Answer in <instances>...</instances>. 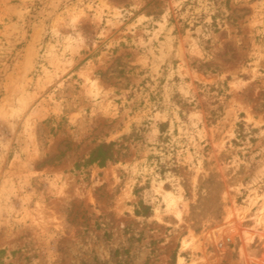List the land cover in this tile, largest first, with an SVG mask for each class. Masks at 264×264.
I'll return each instance as SVG.
<instances>
[{"label":"rangeland","instance_id":"rangeland-1","mask_svg":"<svg viewBox=\"0 0 264 264\" xmlns=\"http://www.w3.org/2000/svg\"><path fill=\"white\" fill-rule=\"evenodd\" d=\"M172 256L264 264V0H0V264Z\"/></svg>","mask_w":264,"mask_h":264},{"label":"trees","instance_id":"trees-1","mask_svg":"<svg viewBox=\"0 0 264 264\" xmlns=\"http://www.w3.org/2000/svg\"><path fill=\"white\" fill-rule=\"evenodd\" d=\"M113 142H101L92 149L86 163H97L102 166L107 160L114 159L112 151ZM150 209L148 205L141 203L140 209H136V213L148 216ZM170 264H174V256H172Z\"/></svg>","mask_w":264,"mask_h":264}]
</instances>
